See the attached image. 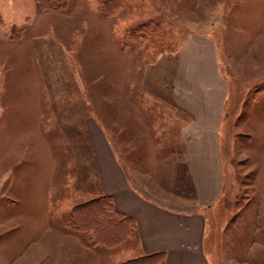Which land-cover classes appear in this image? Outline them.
Instances as JSON below:
<instances>
[{
  "label": "rangeland",
  "instance_id": "374dc122",
  "mask_svg": "<svg viewBox=\"0 0 264 264\" xmlns=\"http://www.w3.org/2000/svg\"><path fill=\"white\" fill-rule=\"evenodd\" d=\"M61 4L0 0V264L147 257L135 235L104 247L64 225L100 194L91 129L133 183L192 208L179 139L189 115L175 98L189 33L213 41L226 90L223 189L206 212V250L212 264H264V0Z\"/></svg>",
  "mask_w": 264,
  "mask_h": 264
},
{
  "label": "crops",
  "instance_id": "0c3cea01",
  "mask_svg": "<svg viewBox=\"0 0 264 264\" xmlns=\"http://www.w3.org/2000/svg\"><path fill=\"white\" fill-rule=\"evenodd\" d=\"M217 63L209 37L200 33L186 36L179 52L175 98L189 115L179 139L192 189L190 210L171 208L167 203L178 200H158L147 188L133 183L105 135L90 132L98 196H109L114 209L135 222L139 253H163L162 264H212L205 244L206 212L223 189L218 133L226 93Z\"/></svg>",
  "mask_w": 264,
  "mask_h": 264
},
{
  "label": "trees",
  "instance_id": "16d2710c",
  "mask_svg": "<svg viewBox=\"0 0 264 264\" xmlns=\"http://www.w3.org/2000/svg\"><path fill=\"white\" fill-rule=\"evenodd\" d=\"M63 0H38L46 8L60 7ZM64 225L77 232L91 234L94 244L116 247L136 234L135 222L128 216L117 212L109 196H98L86 203L74 206L66 217ZM146 258V259H145ZM163 260V253L129 260L124 264H157ZM151 260V261H149Z\"/></svg>",
  "mask_w": 264,
  "mask_h": 264
}]
</instances>
